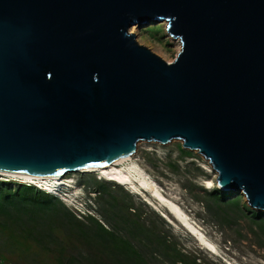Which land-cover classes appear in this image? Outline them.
<instances>
[{"label":"water","instance_id":"water-1","mask_svg":"<svg viewBox=\"0 0 264 264\" xmlns=\"http://www.w3.org/2000/svg\"><path fill=\"white\" fill-rule=\"evenodd\" d=\"M161 21L169 62L129 31ZM172 139L264 211V0H0V171L76 172Z\"/></svg>","mask_w":264,"mask_h":264},{"label":"rangeland","instance_id":"rangeland-1","mask_svg":"<svg viewBox=\"0 0 264 264\" xmlns=\"http://www.w3.org/2000/svg\"><path fill=\"white\" fill-rule=\"evenodd\" d=\"M165 24L132 26L137 43L169 62L180 43ZM180 143L137 141L118 167L143 172L214 253L148 191L76 171L64 173L53 194L44 192L52 199L0 175V264H264V211L249 207L241 193L219 190L207 160ZM100 204L105 218L95 210Z\"/></svg>","mask_w":264,"mask_h":264},{"label":"bare ground","instance_id":"bare-ground-1","mask_svg":"<svg viewBox=\"0 0 264 264\" xmlns=\"http://www.w3.org/2000/svg\"><path fill=\"white\" fill-rule=\"evenodd\" d=\"M129 28H130L129 31L133 33L135 27L131 26ZM130 159H131V155H125L103 162L99 165H96L95 167L85 170H78V171L80 172L97 171L101 177L111 179L122 185L130 184L133 188L137 189L138 191L142 189L144 191H148L149 195L154 199H156L159 204L164 206L169 214H172L174 217L180 220V222L183 225L189 227L190 231L192 229V231L195 232V235L197 236L198 240H200L202 243L207 245L208 240L206 241L205 238L200 233L196 232V230L191 225H189L188 221H186L185 219L186 217L185 218L183 217L184 214L181 212L180 208L175 203H173L174 201L171 202L170 200L166 199L161 193H159L155 188V184L152 183V181H148L144 177L145 175L143 174V172L135 170L133 166H128L127 168L118 167V165H120L121 167L122 163ZM0 175L10 176L13 177V179L18 178L23 182L38 185L44 188L45 190H50L53 189L54 186L58 187V185L63 184V182H61L63 173L26 174V173H11V172L0 171ZM204 184L206 187L211 186V182L209 180H206ZM207 247L209 246L207 245Z\"/></svg>","mask_w":264,"mask_h":264},{"label":"trees","instance_id":"trees-1","mask_svg":"<svg viewBox=\"0 0 264 264\" xmlns=\"http://www.w3.org/2000/svg\"><path fill=\"white\" fill-rule=\"evenodd\" d=\"M100 185H102V183H101ZM29 187H30V186H29ZM100 187H101V186H98L97 188H100ZM34 189H35V191H36L37 193H41V194H43L44 196H48L50 199L53 198V197L50 196L49 194L44 193V191H41V190H39V189H36L35 187H34ZM97 192L99 193V190H97ZM86 193H88V192H86ZM87 196H89V194H88ZM21 205H22V204H21ZM22 206H25V205H22ZM86 206L88 207V205H86ZM95 210H96L98 213H100V214L105 218V216H106V210L104 209V207H103L102 204L98 205V206L96 207ZM114 224H116L115 221H111V223H110L111 227L114 226ZM94 226H98V227H100V225L97 224V223H95ZM100 228H101V227H100Z\"/></svg>","mask_w":264,"mask_h":264},{"label":"built area","instance_id":"built-area-1","mask_svg":"<svg viewBox=\"0 0 264 264\" xmlns=\"http://www.w3.org/2000/svg\"><path fill=\"white\" fill-rule=\"evenodd\" d=\"M23 182V181H22ZM23 183H27V182H23ZM33 186H35L37 189H39V190H45L44 188H42V187H40V186H38V185H35V184H32ZM54 187H56V186H54ZM53 187V188H54ZM51 191H53L54 192V190L55 189H50Z\"/></svg>","mask_w":264,"mask_h":264}]
</instances>
